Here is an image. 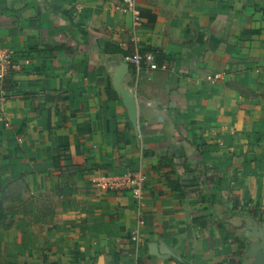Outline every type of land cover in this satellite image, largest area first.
Segmentation results:
<instances>
[{
	"label": "crops",
	"instance_id": "obj_1",
	"mask_svg": "<svg viewBox=\"0 0 264 264\" xmlns=\"http://www.w3.org/2000/svg\"><path fill=\"white\" fill-rule=\"evenodd\" d=\"M133 4L136 27L128 0H0V49L18 66L0 85V189L22 201L1 260L132 264L142 218L138 264L247 263L239 212L264 228V0ZM135 46L167 66L136 79L126 62L137 131L112 87ZM139 164L140 207L90 183Z\"/></svg>",
	"mask_w": 264,
	"mask_h": 264
},
{
	"label": "built area",
	"instance_id": "obj_2",
	"mask_svg": "<svg viewBox=\"0 0 264 264\" xmlns=\"http://www.w3.org/2000/svg\"><path fill=\"white\" fill-rule=\"evenodd\" d=\"M128 6L133 15V26L139 25V13L133 4V0H128ZM134 37V35H133ZM135 39V38H133ZM123 60L130 64L133 68L136 79L145 77L156 69H166L164 63L157 64L154 61L151 52L140 51L138 46H135L132 52L126 53L122 56ZM18 66L13 62V58L5 49H0V85L8 75ZM218 75L215 76L217 78ZM1 89V88H0ZM0 99L6 98V94L2 91ZM147 181V173L139 164L136 168L123 171L119 174L98 172L90 177V183L96 191L99 192H128L135 201L137 207L142 205L144 199L145 185ZM140 217V216H139ZM143 225L142 218H138L134 231L131 233V239L134 242V249L131 252L132 264H138V247L140 245V228Z\"/></svg>",
	"mask_w": 264,
	"mask_h": 264
},
{
	"label": "water",
	"instance_id": "obj_3",
	"mask_svg": "<svg viewBox=\"0 0 264 264\" xmlns=\"http://www.w3.org/2000/svg\"><path fill=\"white\" fill-rule=\"evenodd\" d=\"M119 58L117 68L113 73L112 87L118 92L121 102L127 110V118L133 127L136 128L137 104L134 93L131 89L121 85L122 75L127 71L128 64ZM240 222L235 225L236 230L240 231L241 236L246 239L248 247L245 249V257L248 260L245 264H264V228L260 226L258 220L249 213L238 214ZM159 254L162 257L171 256L178 258L163 243L159 245ZM98 264H102L101 260Z\"/></svg>",
	"mask_w": 264,
	"mask_h": 264
},
{
	"label": "trees",
	"instance_id": "obj_4",
	"mask_svg": "<svg viewBox=\"0 0 264 264\" xmlns=\"http://www.w3.org/2000/svg\"><path fill=\"white\" fill-rule=\"evenodd\" d=\"M140 14L146 16L147 20L149 22H152L154 20V16L151 15L150 13L140 12ZM159 64H161V60H159ZM169 185L175 190H180V186L178 185L177 181L172 182V183L170 182ZM8 194L10 195V192L6 191V189H2V190L0 189V228H2L6 224L7 211L11 207H13L17 204H21V202H22L20 200L19 196H17V198H11V197H8ZM235 209H236V205L233 206L232 210L236 211ZM247 212L253 214V211L251 209H247ZM237 240H239L241 242V244H242L241 246H244L242 238L238 237ZM2 264H4V263H2Z\"/></svg>",
	"mask_w": 264,
	"mask_h": 264
},
{
	"label": "rangeland",
	"instance_id": "obj_5",
	"mask_svg": "<svg viewBox=\"0 0 264 264\" xmlns=\"http://www.w3.org/2000/svg\"><path fill=\"white\" fill-rule=\"evenodd\" d=\"M14 189H16L15 192H12L10 195L8 194V197L17 198V196H19L18 188H14ZM238 233H239V231H238ZM2 263H4V264H14V263L7 262L5 260H1L0 259V264H2Z\"/></svg>",
	"mask_w": 264,
	"mask_h": 264
}]
</instances>
